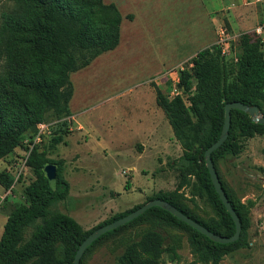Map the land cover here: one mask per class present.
<instances>
[{"label": "rangeland", "instance_id": "374dc122", "mask_svg": "<svg viewBox=\"0 0 264 264\" xmlns=\"http://www.w3.org/2000/svg\"><path fill=\"white\" fill-rule=\"evenodd\" d=\"M244 1L103 0L115 4L122 15L118 45L70 74L73 95L69 105L74 115H48L40 122L48 128L36 145L49 158L63 159L62 175L69 183L68 197L52 204L46 218L63 213L76 220L82 231H88L148 201L159 191L177 187L180 170L175 161L182 149L170 124L167 131L164 126L159 146L142 151L146 141L140 136L144 132L136 129L138 119L146 120V108L155 107V87L170 97H186L178 87L179 72L191 65L199 50L216 44L221 55L236 59L238 36L244 31H256L248 29V24L237 27L232 20L248 16L250 9ZM12 5V0H0V23L2 12ZM252 9L264 41V0ZM220 27L226 29L228 46L219 39ZM64 120L68 132L60 143H54L59 127L65 130L61 124ZM24 142L29 148L33 144L30 137ZM25 152L16 148L0 158V171L8 169L13 178L7 190L0 184V236L10 211L27 202L24 188L35 178L32 169L22 164ZM215 167L228 192L246 205L249 221L243 239L222 250L219 264H264V133L244 139L237 155L216 157ZM187 177L190 183L179 190L181 203L203 220L221 219L222 213L209 197L204 182L194 173ZM148 228L162 233L165 246L175 247L176 254L166 251L158 264H210L193 252L189 230L153 216L101 239L86 252L82 264H119L118 256L126 244ZM31 233L29 227L25 237Z\"/></svg>", "mask_w": 264, "mask_h": 264}, {"label": "trees", "instance_id": "16d2710c", "mask_svg": "<svg viewBox=\"0 0 264 264\" xmlns=\"http://www.w3.org/2000/svg\"><path fill=\"white\" fill-rule=\"evenodd\" d=\"M12 2V8L2 12L0 23V158L16 148L29 150L25 138L30 137V143H33L37 124L48 115L56 118L72 115L70 74L118 45L122 20L116 5L103 0ZM263 44L259 33L248 30L238 36L236 59L221 55L216 44L199 50L191 59V65L179 72L178 87L186 97L182 94L170 97L155 87L156 103L164 112L182 154L175 161L180 170L177 187L172 191H159L148 200L164 199L212 232L224 236L232 235L235 225L213 187L204 151L220 135L225 103L240 101L258 105L264 114ZM61 124L65 130L59 127L53 137L54 143H60L63 134L68 132L66 121ZM258 133H264L263 124L254 122L241 110L231 109L228 136L211 153L214 166L216 157L237 155L242 141ZM48 162L57 165L54 186L43 173V166ZM63 162V159L49 158L44 149L33 144L26 165L32 169L35 178L24 188L27 202L16 205L4 222L0 236V264H73L79 244L93 229L143 204L118 213L88 231H82L76 220L63 213L46 218L49 207L69 195V183L62 175ZM189 173L204 182L209 197L222 213L221 219L203 220L181 203L179 190L190 183ZM12 182L11 172L1 170V186L7 190ZM222 187L241 221L237 240L225 244L215 242L165 209L152 206L129 222L100 235L85 249L79 264L86 252L101 239L148 216L185 227L190 231V243L198 258L219 264L222 250L239 243L249 226L246 205L234 198L223 184ZM40 219L43 222H38ZM29 227H32V233L26 238ZM164 240L162 233L154 228L143 230L137 239L126 244L118 256L119 264H158L166 251L176 254L175 247L165 246Z\"/></svg>", "mask_w": 264, "mask_h": 264}, {"label": "water", "instance_id": "95a60500", "mask_svg": "<svg viewBox=\"0 0 264 264\" xmlns=\"http://www.w3.org/2000/svg\"><path fill=\"white\" fill-rule=\"evenodd\" d=\"M231 109H238L245 113H247L251 119L254 122L260 123L264 125V114H262L260 108L258 105H249L240 101H231L227 102L224 105V119L223 124L221 128L220 135L216 141H214L210 146H208L204 151V158H205V164L208 169V173L210 175L211 182L213 184V187L218 194L222 204L224 205L226 211L231 216L234 225H235V231L230 236H224L220 234H216L212 232L210 229L199 223L198 221L194 220L190 216L186 215L182 211H180L177 207H175L173 204L169 203L168 201L161 199V198H152L146 202H144L139 207L133 209L129 213L111 221L106 224L100 225L97 228L93 229L79 244L74 258H73V264H79L80 259L85 251V249L90 245L95 239H97L100 235L104 234L105 232L117 228L130 220L136 218L141 213H143L146 209L152 206H158L166 211L170 212L172 215L180 219L181 221L187 223L192 228L196 229L203 235L207 236L209 239L218 242V243H230L235 240H237L241 233V221L239 219L238 214L236 213L234 207L232 206L231 202L229 201L223 187L221 184V181L219 179V176L217 174V171L214 166V162L211 158V153L217 149L227 138L228 131L230 127V121H231ZM43 173L44 176L49 181L50 185L54 186L56 183L57 178V165L52 162H48L43 166Z\"/></svg>", "mask_w": 264, "mask_h": 264}, {"label": "crops", "instance_id": "0c3cea01", "mask_svg": "<svg viewBox=\"0 0 264 264\" xmlns=\"http://www.w3.org/2000/svg\"><path fill=\"white\" fill-rule=\"evenodd\" d=\"M246 1L247 0L244 1L246 4V8L250 9L248 12V16L247 17L243 16L242 18L237 16V17H233L232 20L234 21V24L237 25V27H240L244 24H248L249 25L248 29H252V28L256 29L260 25L257 23L258 18L255 20L256 17H255L254 10L252 8L258 2H262V0H259V1L249 0L248 2ZM259 23L261 24V22ZM146 109L147 111L144 114L147 116L146 120H143L139 117L138 125L136 128L138 131L144 132L143 135H140L144 139V141H146V145H144L145 148H143L142 151H145L146 149H149L155 146H159V144L162 143L163 128L166 127L165 128L166 131L170 129L168 125L169 122L167 121V118H165V115L159 114L162 111H160L161 108L157 105V103L154 108H146Z\"/></svg>", "mask_w": 264, "mask_h": 264}, {"label": "built area", "instance_id": "2783aa9c", "mask_svg": "<svg viewBox=\"0 0 264 264\" xmlns=\"http://www.w3.org/2000/svg\"><path fill=\"white\" fill-rule=\"evenodd\" d=\"M248 1H249V0H247L246 2H248ZM255 1H259V0H255ZM256 32H258V33L261 32V28H260V26L256 28ZM218 34H219V39H220V41H221L222 43H224L225 46H228V40H229V37H228V35H227L226 29H225L224 27H220V28L218 29ZM224 52H225L224 49H222V53H224ZM47 128H48V127H47V125H46L45 123H40V124L38 125V132H37V134L35 135V137H34V139H33V144L36 143V142H38V141L40 140V138H41V134H42L43 132H45V130H46ZM33 144L30 146L29 150H27V151L25 152V157L22 159V161H23V162H22L23 166L26 165V160H27V157H28V155H29V152H30V150H31V148H32V146H33Z\"/></svg>", "mask_w": 264, "mask_h": 264}]
</instances>
